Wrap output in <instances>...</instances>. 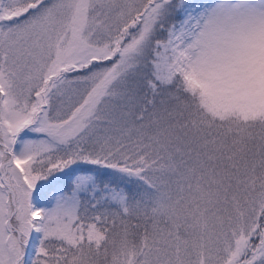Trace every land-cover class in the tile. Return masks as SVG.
<instances>
[{
  "label": "snow or ice",
  "instance_id": "1",
  "mask_svg": "<svg viewBox=\"0 0 264 264\" xmlns=\"http://www.w3.org/2000/svg\"><path fill=\"white\" fill-rule=\"evenodd\" d=\"M0 264H264V0H0Z\"/></svg>",
  "mask_w": 264,
  "mask_h": 264
}]
</instances>
